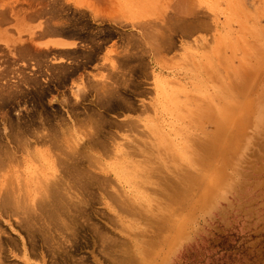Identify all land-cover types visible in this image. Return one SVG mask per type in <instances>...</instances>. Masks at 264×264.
<instances>
[{
    "label": "rangeland",
    "instance_id": "rangeland-1",
    "mask_svg": "<svg viewBox=\"0 0 264 264\" xmlns=\"http://www.w3.org/2000/svg\"><path fill=\"white\" fill-rule=\"evenodd\" d=\"M150 1L0 0V41L4 44L0 51V180L14 181L16 171H22L20 178H25L27 160L38 166L34 155L47 151L57 169L56 181H60L55 186L59 192L52 189L47 193L49 200H43L47 203L33 205L36 212L32 205L29 210L18 206L15 214L16 218L31 222L37 231V243L42 245H37L36 256L30 252L28 234L19 219L0 216L2 237L13 248L6 256L2 254V264H28L22 257L25 248L32 264H53L50 259L55 264H123L130 255L142 259L137 252L150 237L145 235L154 229L146 215H168L177 206L169 229L162 236L165 245L160 252L156 250L151 264H264V1ZM239 4L254 15H250L253 19L249 20ZM46 26L57 27L63 34L83 41L84 48L69 51L70 57L65 58L58 56L59 49L48 48V44L44 49L30 44L18 47L19 43H34L37 32ZM237 34L246 37V44H262L258 51L255 44L256 50L246 56L250 61L243 75L238 66L245 59L240 55L242 39ZM112 42V51L103 55L104 47ZM65 44L68 43L52 45L65 47L73 43ZM234 45L236 54L231 51ZM251 65L252 74L247 70ZM245 73L251 74L247 83L243 81ZM197 88L203 92L198 93ZM211 97L218 112L231 111L227 114L231 118L228 130L220 133L218 142L212 139L217 125L206 118L195 123L196 119L189 116L191 112L185 111L188 105L196 107L194 110L199 106L202 115L209 114L205 104L211 102ZM254 102L252 124L243 130L235 121L242 122L241 113ZM223 103L232 109L224 110ZM129 121H134V126L130 127ZM190 132L200 139L204 136V157L208 147L211 149L212 144H208L219 143L205 175L217 165L226 172V178L214 194L205 196L201 195L205 182L201 183L180 207L181 197L175 186L188 164L185 167L179 148L185 149L183 145L194 137ZM211 134L212 142L206 141ZM162 136L166 139L159 140ZM129 139L143 149L147 145L148 150L145 156L133 157L132 173L121 155L122 149L128 150L125 143ZM23 141L31 144L24 145ZM163 141L172 144V148L166 149ZM200 143L197 139L199 152L205 145ZM118 146L121 152H116ZM233 152L235 156L228 167L219 165L220 159ZM189 165L192 171L194 167ZM119 175L134 177L139 210L136 215L124 213L121 219L110 221L108 205L116 204L110 197L104 199L100 195L104 191L102 182L109 177L111 186L130 189L124 180L115 178ZM163 176L167 177L166 182ZM66 185L71 186L72 200L62 189ZM199 196L206 199L203 205L195 206ZM81 206L86 207L87 214L80 212ZM189 206L190 213L186 210ZM181 216L185 220L180 225L181 234L171 243ZM43 234L47 235L51 250L43 243ZM55 250L61 251L62 257L69 251L67 263L57 253L52 254ZM136 262L131 264H147Z\"/></svg>",
    "mask_w": 264,
    "mask_h": 264
},
{
    "label": "bare ground",
    "instance_id": "bare-ground-1",
    "mask_svg": "<svg viewBox=\"0 0 264 264\" xmlns=\"http://www.w3.org/2000/svg\"><path fill=\"white\" fill-rule=\"evenodd\" d=\"M150 1V0H149ZM153 1V3L155 4L157 1H154V0H152ZM239 1V0H238ZM264 1V0H263ZM151 2V1H150ZM149 2V3H150ZM225 2V1H224ZM228 4V3H227ZM150 5V4H149ZM240 6H241V4H239ZM153 7L154 6H157V5H152ZM260 6V5H259ZM258 7V6H257ZM155 8V7H154ZM153 8V9H154ZM241 8H242V6H241ZM243 9V8H242ZM155 10V9H154ZM149 11V10H148ZM243 11L245 12L246 10H244L243 9ZM242 11V12H243ZM253 11V10H252ZM260 11V10H259ZM150 12V11H149ZM238 12V11H237ZM224 13V12H223ZM241 13V12H240ZM248 14L247 16H249L250 17V15H253V14H250L249 12H245V14ZM263 14H264V12H263ZM242 15H243V13H242ZM261 15V14H260ZM254 16V15H253ZM253 16H251V17H253ZM225 17V16H224ZM249 18V20L250 19H253V18ZM245 18V17H244ZM248 18V17H247ZM236 21H237V19H235ZM236 21H234V22H236ZM253 20H251V22H252ZM256 21V20H255ZM261 21V20H260ZM238 25H240V23H238V22H236ZM256 23V22H255ZM240 26H238L237 28H239ZM245 27V26H244ZM256 27H258L257 26V23H256ZM255 27V28H256ZM252 28V27H251ZM259 28V27H258ZM235 29V28H234ZM233 29V31H235ZM241 29V28H240ZM239 29V30H240ZM248 29H250V28H248ZM245 30H247V29H245ZM252 30V29H251ZM244 31V30H243ZM258 32V31H257ZM233 33V32H232ZM237 33V32H236ZM239 33V32H238ZM244 33V32H243ZM251 33V32H250ZM250 33L248 34V35H250ZM254 33V32H253ZM230 34V33H229ZM245 34V33H244ZM238 35V34H237ZM233 38H235L236 36L234 35H231ZM240 35H238V37H239ZM257 36V35H256ZM258 36H259V34H258ZM242 37V36H241ZM237 38V37H236ZM235 38V39H236ZM249 38V37H248ZM251 39H252V36L250 37ZM256 38H258V37H256ZM255 38V39H256ZM234 39V40H235ZM239 39L241 40V43L240 44H242V45H240V47H238L239 49H240V51L242 50V52H243V54H241L240 52V55L245 59V62L243 63V65L242 66H238V68H240L239 70H240V72L242 71V73H241V75H243V71H244V68H245V66L249 63V61L250 60H248L249 59V57L247 58L246 56H248V54H251L252 53V50L254 49L253 48V46H255V44H256V47L255 48H257V51H258V49L260 48V46L262 45H259L258 44V42H256V43H252L251 44V42H249L250 41V39H249V41H247V42H249V44H246L245 43V41H243V40H245L246 39V37H244V38H240L239 37ZM238 38L235 40V41H240ZM254 39V38H253ZM260 39V38H259ZM228 40H230V39H228ZM257 40V39H256ZM261 40L262 39H260L259 41L261 42ZM226 41H227V39H226ZM231 41V40H230ZM235 41H231L232 42V44H234V42ZM253 41V40H252ZM236 42V43H237ZM229 44H230V42H228ZM243 43H245V45L243 46ZM262 43V42H261ZM239 44V43H238ZM258 44V45H257ZM241 46H243V48L241 47ZM228 47V46H227ZM226 47V48H227ZM236 48V46L234 45L233 46V49L231 50V51H233L234 49ZM237 48V49H238ZM262 48V47H261ZM228 49H230V47H228ZM254 50H256V49H254ZM256 51V52H257ZM234 52H235V54L238 52L237 50L235 51L234 50ZM254 52V51H253ZM260 52V51H259ZM262 52V51H261ZM263 53V52H262ZM264 54V53H263ZM263 54H261L262 56H264ZM219 55H221V54H219ZM258 55V54H257ZM260 54H259V56H261ZM238 56V55H237ZM208 57V56H207ZM206 57V58H207ZM229 57V56H228ZM228 57H226V58H228ZM209 59H211V57L209 58ZM218 59V58H217ZM228 59H230V57L228 58ZM227 59V61L229 62L228 64L230 65V61H231V64H232V58L230 59V61ZM241 60H243L242 58H240ZM208 60V59H207ZM224 60V59H223ZM260 60V59H259ZM218 61H220V60H218ZM261 61H262V58H261ZM207 62V61H206ZM213 62H214V60H213ZM221 62V61H220ZM234 62V61H233ZM255 62H257V63H259L258 62V60L257 61H255ZM251 63V62H250ZM218 64V63H217ZM240 64V63H239ZM252 64V63H251ZM255 64V63H254ZM210 65V64H209ZM223 65V64H222ZM250 65V64H249ZM257 65H259V64H257ZM198 66V65H197ZM219 66V65H218ZM232 66V65H231ZM255 66V65H254ZM243 67V68H242ZM248 68H247V70H248V72H250L249 71V69L252 67V65L249 67V66H247ZM238 68H237V70H238ZM254 68V67H253ZM252 68V69H253ZM255 68H258L257 66H255ZM213 69H215V66H214V68ZM242 69V70H241ZM208 70V69H207ZM231 70V69H230ZM236 70V69H235ZM209 71V70H208ZM252 71V70H251ZM255 71V70H254ZM211 72V71H210ZM239 71L237 72V73H240ZM245 72H246V69H245ZM247 72V73H248ZM215 73V72H214ZM231 73V72H230ZM251 73V72H250ZM213 74V73H212ZM232 74V73H231ZM252 74V73H251ZM251 74H250V76H251ZM224 75V74H223ZM230 75V74H229ZM249 75V74H248ZM246 73H245V76H243V79H242V77H241V79L243 80V81H245L246 83L248 82V80H250V76H248ZM253 75H254V73H253ZM228 76V75H227ZM225 77V76H224ZM233 77V76H232ZM252 78V77H251ZM240 79V78H239ZM248 79V80H247ZM247 80V81H246ZM254 80V79H253ZM242 84V83H241ZM240 84V85H241ZM243 84H244V82H243ZM242 84V85H243ZM233 85V84H232ZM245 86V84L243 85V87ZM199 87H200V85H199ZM198 87V88H199ZM230 87H231V85H230ZM241 88H243L242 86H240ZM197 88V92L199 93L200 91H202V90H200L199 91V89ZM237 88V87H236ZM201 89H202V87H201ZM238 89V88H237ZM245 89V88H244ZM243 91V90H242ZM241 91V92H242ZM203 92V91H202ZM232 93H234V92H232ZM235 94V93H234ZM236 96H237V94H235ZM239 95V94H238ZM197 97H198V95H197ZM200 98V97H199ZM199 98L198 99H193L194 101H198L199 100ZM236 98V97H235ZM234 98V99H235ZM240 98H241V96H240ZM211 102L209 103V102H207V104H205V106H206V109L209 111V114H206L205 113V116L204 115H202L201 113H200V110H201V108L198 106V108L196 109V110H194V108H196V107H194L193 106V108H191V107H188L187 106V108H185V111L187 112V114H188V111L189 112H191V114L189 115V116H191V117H193L194 119H196L194 122L195 123H198L197 122V120H199V119H204V118H206V119H208L209 121H211L214 125H217V127H218V131H215V129H214V133H213V135L214 134H216V135H212L211 134V136H209L207 139H206V141H209V142H212L211 140L213 139V140H215L216 142H218V137H219V135H220V133L222 132V134L223 133H226V131L228 130V128L226 127L227 125H228V123H229V121H230V116H228L227 114H229L230 115V113H231V111H230V113H227V114H225L226 112L225 111H221V110H219V112H218V110L217 109H215V107H214V98L213 97H211ZM220 100V99H219ZM238 99H236V101H237ZM227 101V100H226ZM230 101V100H229ZM239 101V100H238ZM251 101H253V100H251ZM223 102H225L224 100H223ZM224 104V103H223ZM227 105V104H226ZM252 104H250V106H251ZM203 106V105H202ZM223 106V105H222ZM221 108V107H220ZM219 108V109H220ZM229 108V107H228ZM228 108H226L225 107V104H224V110H229L230 108L232 109V107L230 106V108L228 109ZM205 110V109H204ZM255 110H256V106H255V102H254V104L251 106V107H248L247 109H246V112H242L241 113V117H240V119H241V121L242 122H240L239 123V121H235L236 122V124L237 125H240V128H244L243 130H246L247 128H248V126H250L251 124H252V121H253V117H254V115H255ZM193 111V112H192ZM222 112H225V113H222ZM190 119V118H189ZM200 120V121H201ZM130 123L128 124L130 127L133 125V123H134V121H132L133 123H131V121H129ZM235 122L232 124V125H234L235 124ZM125 126H127V122L124 124ZM134 126V125H133ZM202 130H204L203 129V127L201 128ZM216 130H217V128H216ZM226 130V131H225ZM20 131V130H19ZM207 131H209V130H207ZM216 132V133H215ZM35 133V132H34ZM191 133V132H190ZM203 133H205V132H203ZM208 133V132H207ZM246 133V132H245ZM244 133V134H245ZM189 134V133H188ZM192 135H194V137H191V139H189L188 141H187V139H186V144L185 145H183V147H185V149L184 148H179L180 150H179V155L184 159V161L186 162L185 163V167L187 166V164H188V167H190V165H189V163L191 164V165H193V167H194V169H192V171L190 170V169H188V167H186V168H183V170H182V174L181 175H179V177H178V180H177V186H175L176 187V189H177V193H179V197H181V200H180V202L178 203L179 205H180V207L183 205V200H185L186 198H189V196H190V194H193V192H195V190L198 188V185L200 186V184L201 183H203V182H205L204 183V186L202 187V194L201 195H203V196H205L204 194H206V195H209V194H214L217 190H218V188H219V186H221V185H223L224 184V181H225V178H226V172L224 171V170H222V169H218L217 168V165L214 167V168H212L213 169V171H214V173L212 174V172H211V170H209L208 171V175L206 176L205 174H206V172H207V170H208V167H209V165L210 164H212V157H213V154L216 152H218V148H219V143H217L216 144V142H212V143H210V144H208V145H211V149H209V147H208V150H207V156L206 157H204L205 155V153L203 154L202 153V150L204 149V147H206V142H205V138H204V136H201L200 134H198V135H200L201 136V139H200V137L199 136H196L195 137V134L194 133H191ZM190 134V135H191ZM221 134V135H222ZM212 136L215 138V137H217V138H212ZM18 137V136H17ZM38 137V136H37ZM222 137V136H221ZM242 137V136H241ZM40 138V137H39ZM210 138H212V139H210ZM243 138V137H242ZM161 139H164L163 138V136L162 137H160V139L159 140H161ZM166 139V138H165ZM164 139V140H165ZM185 139V138H184ZM197 139L199 140V142H201L200 143V145H204L203 147H201V149H200V152H199V146H198V144H197ZM219 139H220V137H219ZM31 140V139H30ZM140 140V139H139ZM65 142H66V140H64ZM137 141V140H136ZM243 141V140H242ZM241 141V142H242ZM24 142V141H23ZM28 143H30V141L29 142H24V145H30V144H28ZM142 143V142H141ZM162 143H164V146H165V148L166 149H168V147L169 148H172V144L170 145V144H168V142H165V141H163ZM184 143V142H183ZM126 145H127V147H128V150H126V149H124L125 150V152H123L124 150L122 149V153H121V155H122V157H123V159H124V162L126 163V165H127V167L128 168H132L131 170H128L129 172H131L132 173V170H133V167L135 166V165H133L132 166V163H133V161H134V159H133V157H135V156H137V155H142V156H145L146 155V153H148L147 151V148H146V146H145V144H144V149L143 148H141V146H137L136 144H135V142H134V140H132V139H129L128 140V142L127 143H125ZM148 145H149V143H147ZM3 146H4V144H3ZM52 146V145H51ZM9 147V146H8ZM65 147V146H64ZM174 148H176L177 149V147L175 146ZM18 149V148H17ZM51 149V148H50ZM5 150V149H4ZM8 150V149H7ZM52 150H54V149H52ZM169 150V149H168ZM205 150V149H204ZM210 150V151H209ZM17 151V150H16ZM112 151V150H111ZM121 152V147H116V152ZM14 152V151H13ZM205 152H206V150H205ZM12 153V152H11ZM40 153V152H39ZM68 154H69V152H67ZM15 154V153H14ZM14 154H13V156H14ZM30 155V154H29ZM57 155V154H56ZM202 155H204V156H202ZM30 156H32V155H30ZM35 156V158L34 159H36V161H38L37 163L39 164L38 166H35V165H30V160L28 161L27 160V164H26V171L24 172L25 173V178L23 177H21L20 178V174L22 173V171H21V173L20 174H18V172L16 171L15 172V177H14V181H7V182H11V183H8L7 184V182H4L2 179L0 180V185H1V187H0V192L1 191H3L2 193H1V196H0V216H3V215H5V216H7V217H13V218H16L15 217V214H18V206H20V207H24V209H27L28 207H29V205H32L31 206V209L33 210V211H35L36 212V210L35 209H33L32 207H33V205L34 204H38V203H44V202H46L47 203V200L46 201H43L44 199H48L49 200V198L47 197V193L49 192V190H52L53 189V191H55V192H59V187H55L57 184H58V182H60V181H56L57 180V178H58V174H57V169H56V167H55V165H54V160H53V158H52V156H50L49 155V153L47 152V151H43V153L40 155V156H38V154L36 155H34ZM233 156H235V154H234V152H233V154L231 155V156H225V157H223V159H220V164L219 165H222V166H224V167H228L230 164H229V162H231V157L233 158ZM2 157V156H1ZM33 157V156H32ZM5 158V157H4ZM14 158V157H13ZM62 158V157H61ZM65 158V157H64ZM202 158V159H201ZM219 158V157H218ZM10 159V158H9ZM66 159V158H65ZM3 160V159H2ZM198 160L200 161L199 163L201 164V167L200 168H198L197 166H198ZM202 160V161H201ZM35 161V162H36ZM233 161V160H232ZM7 163V162H6ZM58 163V162H57ZM83 164V163H82ZM59 167V166H58ZM212 167V166H211ZM80 168V167H79ZM201 169V170H200ZM5 170H6V168H5ZM5 170H2V171H5ZM59 170H60V167H59ZM89 172V171H88ZM106 172H109V171H106ZM61 173V172H60ZM87 174V173H86ZM109 174H110V172H109ZM127 174H129V173H127ZM23 175V174H22ZM63 175V174H62ZM212 175V176H211ZM12 176V175H11ZM60 176V175H59ZM128 176V178H126L124 175H123V177L121 178V176L119 175V177L117 178L116 176H115V178L118 180H124V182H126V183H128V185H129V187H130V189H127V190H123V188L122 189H120V190H118L116 187H114V186H111V184L113 183V181H112V178H109V177H105L106 179H104V177H103V179L105 180V182H102V189L104 190L103 192H102V194H100L104 199L105 198H111L112 199V201L113 202H115V206H112V205H108V214H109V220L111 221H114L115 219H121L122 217H123V214L125 213V214H129V215H136L137 214V210H139L137 207H136V204L138 203V201H139V199H140V197L138 196V194L136 193V191H137V187L135 186V183L136 182H134V177H131V175H127ZM210 177V178H209ZM3 178V177H2ZM62 178V177H61ZM64 179V178H63ZM147 179V178H146ZM166 179H167V177L166 176H163L162 177V180L164 181V182H166ZM208 179H209V181H208ZM25 180V181H24ZM59 180V179H58ZM65 180H67V179H65ZM65 183V182H64ZM66 184V183H65ZM187 184H193L192 186H186ZM3 185V186H2ZM124 185V184H123ZM5 186V187H4ZM58 186V185H57ZM65 186V185H64ZM110 186V189L108 188ZM88 187V186H87ZM121 187V186H120ZM119 187V188H120ZM150 187L148 186V189H149ZM153 188H155V186H153ZM157 188V187H156ZM61 189V188H60ZM62 189L64 190V191H66L65 193H66V195H70V191H72L71 190V186L70 185H66V187H62ZM61 189V190H62ZM162 189H165V187L164 188H162ZM87 190V189H86ZM170 190H171V188H170ZM194 190V191H193ZM68 191V192H67ZM148 191V190H147ZM172 191H173V189H172ZM61 192V191H60ZM73 192V191H72ZM90 192V191H89ZM143 192V191H142ZM145 192V191H144ZM62 193V192H61ZM146 193H149V192H146ZM154 193V192H153ZM75 194V193H74ZM80 194H81V192H80ZM155 194V193H154ZM51 195V194H50ZM59 195V194H58ZM63 195V194H62ZM77 196V195H76ZM70 197V196H69ZM69 197L67 198L68 200H72V198L71 199H69ZM139 197V198H138ZM173 197V196H172ZM171 197V198H172ZM175 197V196H174ZM173 197V198H174ZM81 198V197H80ZM109 198V199H110ZM165 198V197H164ZM200 198V196L197 198V200L194 202V205L196 206L197 204H198V206H199V203H202L203 201H204V199H206V198H204V199H199ZM56 199V198H55ZM54 199V200H55ZM75 199V198H74ZM73 199V200H74ZM179 199L180 198H176V199H174V200H178L179 201ZM166 200V199H165ZM57 201H59V200H57ZM81 201V200H80ZM170 201V200H169ZM54 202V201H53ZM52 202V203H53ZM169 203V202H168ZM171 203V202H170ZM169 203V204H170ZM54 204V203H53ZM59 204H61L60 202H58V204L57 205H59ZM68 204V203H67ZM66 204V205H67ZM177 203H175L174 205H176ZM57 205H55V206H57ZM170 205H172V203L170 204ZM194 205H192V206H194ZM200 205H203V203L202 204H200ZM11 206H13V207H11ZM191 206V207H192ZM40 207V206H39ZM178 207V206H177ZM175 208L174 209V211H172V212H169V214L168 215H165V213H162V214H157L156 212H154V213H150V215L149 214H147L146 216H148V219H150V221H151V225H152V227L154 228H152L153 230H151L150 231V234L149 235H145V236H150V237H148V238H146V240H144L143 241V245L139 248V252H137L141 257H142V259H136V257L134 258L133 256H128V259H126L124 262H123V264L125 263V264H131V263H134V262H136V263H147V264H151L152 262H153V260H154V254L156 253V250H158V252H160V250H162V248L164 247V242L162 241V238L165 236V234L164 233H166V231L165 230H167V229H169V228H167L168 227V225H170V223L172 222V220H173V217H174V215H175V211H177L178 210V208ZM17 208V209H16ZM66 208V207H65ZM71 208V207H70ZM190 208V206L186 209L187 211H188V209ZM12 209H13V212L11 213V211H12ZM23 209V210H24ZM59 209H60V207H59ZM137 209V210H136ZM177 209V210H176ZM180 209V208H179ZM28 210H29V208H28ZM55 210V209H54ZM58 210V209H57ZM169 210V209H168ZM22 210L20 209V212H21ZM27 211V210H26ZM190 211V210H189ZM188 211V212H189ZM29 212V211H28ZM31 212V211H30ZM29 212V213H30ZM38 212V211H37ZM62 212V211H61ZM79 212V211H78ZM80 212L82 213V214H87V209H86V207L85 206H81V209H80ZM187 212V213H188ZM26 213V212H25ZM39 213V212H38ZM63 213V212H62ZM66 213V212H65ZM69 213H71V212H69ZM146 213V212H145ZM190 213V212H189ZM24 214V213H23ZM53 214V213H52ZM64 214V213H63ZM22 215V214H21ZM27 215V214H26ZM25 215V216H26ZM31 215H33V214H31ZM42 216V215H41ZM18 217V216H17ZM51 218V217H50ZM50 218H48V219H50ZM144 218V217H143ZM16 219H19V218H16ZM47 220V219H46ZM63 221H64V219H62ZM17 221H19V224L22 226V227H24L25 229H26V231H27V234H28V240H29V245H30V249L32 250H30V252L32 253V255H34V256H36L37 255V253H36V248H37V245H42V243L41 242H39V243H37V239H40L39 238V236H37V231H35V229H34V227H32V225H31V222H29V221H27V219L26 220H17ZM44 221V220H43ZM184 218H183V216H181L180 217V222H179V224L177 225V230H176V232H175V234H174V236H173V238H171V243L173 242V240H174V238L176 237V235H177V237H178V235H179V233L181 234V232L179 231V229H180V225L182 226V224H184ZM40 222H42V221H40ZM54 222V221H53ZM122 222V221H121ZM43 223V222H42ZM55 223V222H54ZM56 223H58V222H56ZM51 225V224H50ZM60 226V225H59ZM184 226V225H183ZM163 227V230H161V228ZM167 228V229H166ZM66 229H68V228H66ZM75 229V228H74ZM54 230V229H53ZM69 230V229H68ZM161 230V231H160ZM174 230V229H173ZM44 231V230H43ZM49 231V230H48ZM47 231V232H48ZM57 231V230H56ZM70 231V230H69ZM160 231V232H159ZM45 232V231H44ZM55 232V231H54ZM170 233L172 232V230H170L169 231ZM63 233V232H62ZM73 233V232H72ZM56 234H58V232L56 233ZM61 234V233H60ZM140 235V234H139ZM42 236H45L44 234L42 235ZM47 236V235H46ZM46 236H45V238H44V240H43V243H45V245L47 244L48 245V248H50V250H51V248H52V245H49L48 243H49V240L46 238ZM64 236V235H63ZM163 236V237H162ZM159 237V238H158ZM65 238V237H64ZM4 238L2 237V234H1V232H0V259L2 258V254H5V256H6V253H7V251H13V250H11V249H13V248H11L10 249V246H8V244L6 243V239H4ZM63 239V238H62ZM6 240V241H5ZM176 241V240H175ZM27 243V242H26ZM166 243V242H165ZM53 244V243H52ZM172 245V244H171ZM14 246V245H13ZM14 247H16V246H14ZM24 247V246H23ZM77 247H78V245H77ZM21 248V247H20ZM20 248H17V249H19L20 250ZM16 249V248H15ZM28 249V248H27ZM27 249L25 248L24 249V252H23V258H25V260H27V262H28V264H32V261H30L31 259H29V255H28V252H27ZM21 251H22V249H21ZM71 251V250H70ZM55 253H57L56 252V250L55 251H52V254L54 255ZM59 256H63V254L61 253V251L59 252V253H57ZM44 257V256H43ZM42 257V258H43ZM54 257L55 256H52V258L54 259ZM71 257V254L69 253V251H65V254H64V257H62L63 258V263H67V261L69 260V258ZM113 258V257H112ZM120 259V258H119ZM44 260V259H43ZM51 260V262H53V264H55V260H53L52 261V259H50ZM113 260V259H112ZM135 260V261H134ZM116 261V260H115ZM122 261V260H121ZM46 262V261H45ZM158 262V261H157ZM56 263H57V261H56ZM0 264H2L1 263V261H0Z\"/></svg>",
    "mask_w": 264,
    "mask_h": 264
},
{
    "label": "crops",
    "instance_id": "crops-1",
    "mask_svg": "<svg viewBox=\"0 0 264 264\" xmlns=\"http://www.w3.org/2000/svg\"><path fill=\"white\" fill-rule=\"evenodd\" d=\"M35 22H39V21H35ZM14 35L17 36V33L14 31ZM37 35H38V39L34 42V43H30V42H24V43H19V46H27V45H31L32 47H35L37 49L39 48H46V44L49 45L48 48L50 47H53L55 49H59L61 52L60 54H58V56H63L65 58H69L70 55H69V51L71 50H75V49H81V48H84V42L75 38L74 36H71V35H67V34H63L62 33V30H60L59 28L57 27H48L46 26L44 29H42L41 32H37ZM73 43V44H69L71 46H65V47H54L52 44H56V43ZM68 44H65V45H68ZM4 45L2 43V41H0V51L3 49V46ZM114 43H109L108 45H106L104 47V50H103V55L105 54V56H107L109 54V52L112 51V49L114 48ZM20 49V48H18ZM107 54V55H106ZM69 61V60H67Z\"/></svg>",
    "mask_w": 264,
    "mask_h": 264
}]
</instances>
